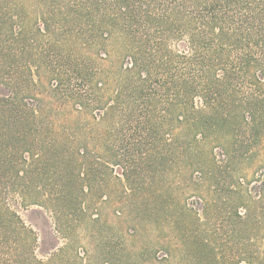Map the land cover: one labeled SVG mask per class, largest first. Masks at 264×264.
<instances>
[{
  "label": "trees",
  "instance_id": "obj_1",
  "mask_svg": "<svg viewBox=\"0 0 264 264\" xmlns=\"http://www.w3.org/2000/svg\"><path fill=\"white\" fill-rule=\"evenodd\" d=\"M127 141L155 181L185 159L236 264H264V0H0V264L42 263L14 206L71 233L77 192L113 172L93 148L122 166Z\"/></svg>",
  "mask_w": 264,
  "mask_h": 264
},
{
  "label": "rangeland",
  "instance_id": "obj_2",
  "mask_svg": "<svg viewBox=\"0 0 264 264\" xmlns=\"http://www.w3.org/2000/svg\"><path fill=\"white\" fill-rule=\"evenodd\" d=\"M175 48L183 49L184 43H175ZM132 144L120 147L122 166H112L116 158L93 148L92 163L105 162L113 172L104 168L95 173L88 200L77 192L85 210L75 222L66 219L71 233L56 226L43 208L12 203L37 237L33 254L40 264H236L230 226L223 224L216 206L208 216L203 211L200 194H208V183L206 192L191 187L192 173L182 157L167 158L169 168L155 181L151 156L145 159L152 146L143 141L133 151ZM215 154L223 159L220 147ZM259 171L246 169L249 179ZM40 187L50 190L54 185ZM154 195L162 196L159 210L152 204ZM30 255L27 264H35Z\"/></svg>",
  "mask_w": 264,
  "mask_h": 264
}]
</instances>
